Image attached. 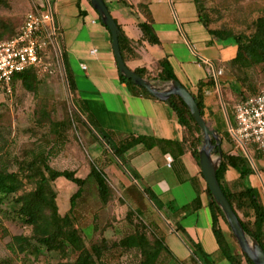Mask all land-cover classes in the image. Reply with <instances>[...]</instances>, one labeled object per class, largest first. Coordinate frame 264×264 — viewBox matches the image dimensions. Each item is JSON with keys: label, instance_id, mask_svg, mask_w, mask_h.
I'll return each mask as SVG.
<instances>
[{"label": "crops", "instance_id": "0c3cea01", "mask_svg": "<svg viewBox=\"0 0 264 264\" xmlns=\"http://www.w3.org/2000/svg\"><path fill=\"white\" fill-rule=\"evenodd\" d=\"M103 1L134 51V57L127 58L125 64L132 70L144 68L150 76H155L157 62L166 59L176 80L191 94L201 95L208 125L221 133L229 132L235 123L234 116L228 110L231 115L228 124L224 108L235 100L233 71L238 68L231 61L236 57L237 48L208 32L199 21L195 0ZM38 2L35 0V5ZM140 6L148 9L158 44H149L142 38L138 24L147 19ZM52 9L77 96L93 119L100 127L116 133L142 136L149 142L160 141V145L150 148L140 143L126 151L128 166L139 176V181H135L162 204L172 207L164 209L213 264L229 263L218 251L206 183L184 142V131L175 112L166 101L148 96L140 87L134 88L119 79L110 31L101 23L89 0H53ZM239 90L245 94L243 100L255 93L247 88ZM234 151L228 153L245 156ZM166 155L173 160L170 166L166 164ZM225 183L231 189L239 183L257 188L259 180L254 172L240 181L239 173L228 167ZM194 200L197 201L195 208L177 218L172 216L175 210ZM219 227L233 247L221 222ZM8 233L4 230L2 234L10 237ZM167 236L180 247L178 260L186 261L192 251L184 238L173 228Z\"/></svg>", "mask_w": 264, "mask_h": 264}, {"label": "rangeland", "instance_id": "374dc122", "mask_svg": "<svg viewBox=\"0 0 264 264\" xmlns=\"http://www.w3.org/2000/svg\"><path fill=\"white\" fill-rule=\"evenodd\" d=\"M195 2L208 28L220 31L221 36L225 34L237 37L249 36L255 31L253 26L255 21L264 18V0H195ZM34 5L35 0H0V41L9 39L19 31L25 15ZM57 37L60 55L52 44L53 47L49 48L46 58L43 59L49 71L32 68L31 91L23 88L20 82H16L11 96L0 93V147H4L8 154L7 158L10 162L8 168L15 170V160L22 159L28 151L36 149L41 139L48 135L49 145L46 147L50 148L51 144L55 147L51 150L52 153L48 159L51 167L58 170H74L77 176L85 178L90 172L91 165H95L105 173L109 182L111 197L103 205L98 198L95 182L92 178H88L83 194L75 200L72 215L87 247L102 239L108 243L109 248L104 250L99 264H139L140 257L137 250L125 251L113 245L126 235L133 233L138 221L145 225L149 241L153 242L154 238H159L173 256L162 251L160 264H179L180 262L200 264L199 261L192 259V255L186 261L178 260L180 247L167 236L170 229L174 228L175 220L166 209L159 210L139 184L124 171L118 160L113 158L110 150L89 128L87 120L83 118L80 121L75 115L76 109L62 62L58 31ZM233 72L236 80L233 87L235 100L232 105L224 108L228 124L227 109L233 112L234 106L245 96L239 89L247 88L256 92L264 85V65L262 64L253 65L248 62L243 69ZM63 121L61 131L64 139L57 141L54 134L49 132L50 126ZM118 134L119 137L125 136ZM231 140L230 143L222 142L221 149L225 152L233 149L235 153L240 152L247 156L258 177L259 184L256 189L264 203V154L254 146L246 145L244 148L234 141L232 136ZM241 185L244 184H236L233 190L239 189ZM44 188L54 211L62 217L70 207L69 199L77 190V186L60 177L46 183ZM129 212L132 213L131 216L128 215ZM240 215L242 216L241 213ZM0 222V260L11 257L13 264H59L74 261L75 252L72 250H68L63 256L57 251H47L45 248H40L25 257L21 256L20 259H14L6 247L10 237L2 233L7 230L9 235L28 234L29 230L18 225L8 205L1 207ZM219 222L225 227L233 243V247L229 245L231 252L240 254L242 251L229 226L221 218ZM224 264L229 263L224 261Z\"/></svg>", "mask_w": 264, "mask_h": 264}, {"label": "trees", "instance_id": "16d2710c", "mask_svg": "<svg viewBox=\"0 0 264 264\" xmlns=\"http://www.w3.org/2000/svg\"><path fill=\"white\" fill-rule=\"evenodd\" d=\"M140 8L147 19L138 24L142 33V38L149 44H158L159 40L151 26L148 9L146 6H140ZM198 17L199 21L210 34L220 39L228 40L236 45V57L231 61L232 66H236L240 70L243 69L248 62L253 65H264V18H259L255 21L253 25L255 31L252 34L249 36L237 37L232 34L221 36L220 31L209 29L208 24L202 17L200 9H198ZM117 26L119 28L118 40L120 53L124 62H126L127 58L134 57V51L130 48V42L126 39L120 26L118 24ZM62 61L72 102L76 109L75 115L80 121H82L83 118L87 120L89 128L92 131L94 130L97 138L110 150L113 158L121 162L134 180L139 181L138 174L128 166L125 159L126 151L140 143L144 144L146 148H150L155 144L160 145V141L153 140L149 142L150 140L147 138L133 134L119 137L118 133L100 127L77 96L74 80L67 66L66 56L63 51ZM157 69L158 71L155 76H150L144 68H137L134 71L142 77L155 80H163L166 82L176 80L166 59L157 62ZM31 70L32 68H29L17 73L13 77V85L16 82H20L23 88L31 91L32 86L30 79L33 75ZM119 79L134 88H138V86L132 84L129 79L121 75ZM140 89L144 94L151 96L145 89ZM192 95L198 105L201 116L204 118L201 95ZM166 103L175 112L184 131V142L187 144V148L199 166L198 148L200 147L201 135L198 126L191 117L186 105L178 96H171ZM227 114L231 122V115L228 109ZM63 124L64 121L50 126L51 129L49 132L54 134L57 141H63L64 139V135L61 131ZM217 132L220 134L223 141H227L228 143L232 141L228 131L221 133L217 129ZM47 136L41 139L36 149L34 148L28 151L22 159L15 160V170H10L8 168L10 164L7 158L8 154L5 152L4 147H0V210L2 206L8 205L18 225L29 230L28 234L19 233L10 235V240L7 242L6 247L13 255L14 259H20L21 256L25 257L40 248H45L47 251H57L63 256L66 255L68 250L75 252V259L73 262L59 264H99V260L104 255V250L109 248L108 243L102 239L100 242L92 243L87 247L81 231L74 223L72 215L75 208V200L83 194L88 178H92L95 182L100 202L105 205L109 201L111 197V188L107 177L105 173L95 165H91L90 172L85 178L77 176L74 170H58L51 167L48 163V159L51 156V150L55 149V147L54 144H51L50 148L46 147L49 145ZM228 167L233 168L239 173L240 181L254 174V170L245 156L232 155L222 150V159L217 171V179L228 202L236 212L245 232L250 237L256 239L264 250V203L260 199L259 192L254 187L241 185L237 190L228 187L225 183V174ZM60 177L65 178L77 186V190L69 199L70 207L62 217H59L54 211L52 202L47 198L44 188L46 183L53 182ZM143 190L159 210H162L164 207L171 210V206L162 204L155 196L147 191L146 188ZM206 193L209 198L213 232L220 255L230 264H253L242 252L240 254L231 252L229 244L219 227V218H221L226 225L228 224L220 208L214 203L207 186ZM196 206L197 201L194 200L190 205L175 210L172 216L177 218L182 213ZM128 215L131 216L132 213L129 212ZM145 229V225L138 221L135 224L133 233L126 235L113 245L125 251L137 250L140 257L139 264H160L161 252L164 251L170 256L171 253L159 238H154L153 242H150ZM173 229L184 238L190 247L192 259L194 261H199L200 264H213L209 256L204 254L199 246L192 244L187 238L185 230L178 222L175 223ZM0 264H13V259L11 257L4 258L0 260ZM179 264L184 263L180 262Z\"/></svg>", "mask_w": 264, "mask_h": 264}, {"label": "built area", "instance_id": "2783aa9c", "mask_svg": "<svg viewBox=\"0 0 264 264\" xmlns=\"http://www.w3.org/2000/svg\"><path fill=\"white\" fill-rule=\"evenodd\" d=\"M52 1L41 0V4L34 5L25 15L19 31L11 38L0 41L1 94H13V77L17 73L29 68L48 70L43 59L52 44L60 55ZM94 52L95 50L92 51ZM220 73L219 71L218 74ZM233 116L235 123L229 130L233 140L243 147L254 146L264 154V85L236 104ZM165 160L167 166L173 161L169 155L165 156Z\"/></svg>", "mask_w": 264, "mask_h": 264}, {"label": "water", "instance_id": "95a60500", "mask_svg": "<svg viewBox=\"0 0 264 264\" xmlns=\"http://www.w3.org/2000/svg\"><path fill=\"white\" fill-rule=\"evenodd\" d=\"M98 13L101 23L108 28L111 34L112 48L116 59L119 75L129 79L132 84L145 89L151 96L162 101H168L171 96H178L186 105L191 117L201 132L200 147L198 148V161L201 174L211 194L214 203L220 208L223 216L239 244L242 253L253 264H264V250L259 242L247 235L241 222L224 195L217 179V171L222 159V137L200 114L193 95L178 81H163L146 78L138 75L124 62L119 47V28L107 9L103 0H89ZM94 132V130H93ZM95 133V132H94ZM96 134V133H95ZM122 166L124 171L126 169Z\"/></svg>", "mask_w": 264, "mask_h": 264}, {"label": "bare ground", "instance_id": "6f19581e", "mask_svg": "<svg viewBox=\"0 0 264 264\" xmlns=\"http://www.w3.org/2000/svg\"><path fill=\"white\" fill-rule=\"evenodd\" d=\"M240 247V246H239ZM241 249V248H240Z\"/></svg>", "mask_w": 264, "mask_h": 264}]
</instances>
